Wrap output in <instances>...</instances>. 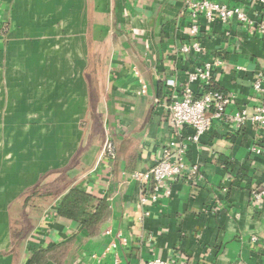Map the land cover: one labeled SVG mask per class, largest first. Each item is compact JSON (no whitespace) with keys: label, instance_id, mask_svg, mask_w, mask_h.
Segmentation results:
<instances>
[{"label":"crops","instance_id":"0c3cea01","mask_svg":"<svg viewBox=\"0 0 264 264\" xmlns=\"http://www.w3.org/2000/svg\"><path fill=\"white\" fill-rule=\"evenodd\" d=\"M211 1L264 19L257 2ZM0 12V264H33L38 249L72 239L61 263L45 264H264V198L252 195L264 189V126L216 119L193 142V128H174L167 107L188 85L201 96L203 83L188 74L215 60L212 82L233 97L227 112L264 104L253 87L264 36L234 19L194 17L187 0H0ZM194 24L203 51L186 54ZM172 142L186 145L200 175L168 179L143 205L132 174ZM36 186L54 195L24 210ZM74 186L110 202L98 236L57 214ZM17 220L30 227L15 246Z\"/></svg>","mask_w":264,"mask_h":264},{"label":"built area","instance_id":"2783aa9c","mask_svg":"<svg viewBox=\"0 0 264 264\" xmlns=\"http://www.w3.org/2000/svg\"><path fill=\"white\" fill-rule=\"evenodd\" d=\"M264 7V0H251ZM192 16L204 15L208 22L213 23L216 20L227 22L236 20L241 25L249 27L255 33L264 36V19H257L248 14L241 7H231L224 3L211 0H187ZM2 25V15L0 12V27ZM199 26L192 25L189 30V42L184 43L180 50L183 53L197 52L201 53L203 47L196 39L199 35ZM221 62H205L203 66L197 67L188 74V81L194 83L200 81L205 89L201 96H196L192 88L188 85L181 94L178 92L169 96L170 102L167 104L170 112V122L176 129L185 126H191L194 130L192 135L187 137L188 141L198 142L203 134L208 132L213 121L222 119L227 124L234 125L237 129L244 127L247 123L264 126V104L259 103L255 106L253 112L247 108H242L234 112H227L228 105L233 101L231 95L224 92L208 88L212 83V69ZM241 68V67H240ZM168 85L175 87V80L169 79ZM253 87L257 92H264V74H260L254 81ZM147 85L143 83L142 92H146ZM253 150L261 152L257 147ZM186 145L172 142L168 148L163 151L162 156L146 171H136L132 177L140 183L142 195L140 201L143 205L157 202L160 196V189L168 179H178L185 174L199 176L200 170L197 164H189L185 160ZM104 152L110 160L117 158V149L111 139H107L104 145ZM166 195L170 190L165 191ZM253 198L262 202L264 198V189L252 191ZM147 215L148 211L145 212ZM252 240L257 242L258 235H253ZM140 264H168L161 258L152 259Z\"/></svg>","mask_w":264,"mask_h":264},{"label":"trees","instance_id":"16d2710c","mask_svg":"<svg viewBox=\"0 0 264 264\" xmlns=\"http://www.w3.org/2000/svg\"><path fill=\"white\" fill-rule=\"evenodd\" d=\"M208 88L219 90L213 82ZM53 193L54 192L49 189L43 191L36 186L25 197L23 209L28 210L34 207L36 200L50 198L54 195ZM111 213L110 202L106 198L96 197L79 186L72 187L57 206V214L61 218L77 222L87 233L88 237H95L101 233L110 219ZM29 227L30 224L27 221H16V225H14L13 229L15 246L20 245L24 238V231L29 229ZM73 243L74 240L72 239L57 243L49 248L38 249L34 252L30 262L33 264H45L51 260L56 263H61L68 255Z\"/></svg>","mask_w":264,"mask_h":264}]
</instances>
